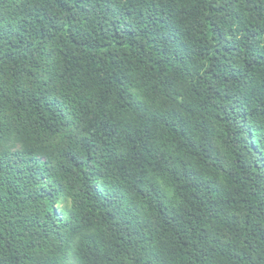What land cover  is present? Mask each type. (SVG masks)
<instances>
[{
    "label": "trees",
    "instance_id": "trees-1",
    "mask_svg": "<svg viewBox=\"0 0 264 264\" xmlns=\"http://www.w3.org/2000/svg\"><path fill=\"white\" fill-rule=\"evenodd\" d=\"M0 264H264V0H0Z\"/></svg>",
    "mask_w": 264,
    "mask_h": 264
}]
</instances>
